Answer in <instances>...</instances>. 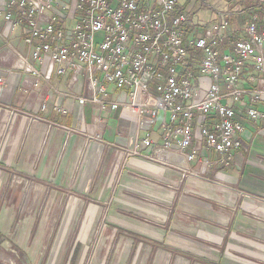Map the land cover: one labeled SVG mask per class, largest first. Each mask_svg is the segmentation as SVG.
Returning a JSON list of instances; mask_svg holds the SVG:
<instances>
[{"label": "built area", "instance_id": "1", "mask_svg": "<svg viewBox=\"0 0 264 264\" xmlns=\"http://www.w3.org/2000/svg\"><path fill=\"white\" fill-rule=\"evenodd\" d=\"M180 1L7 0L0 19L25 30V48L0 30L15 57L1 70L29 75L24 93L47 88L54 101L43 98L42 112L66 114L64 101L74 100L94 108L99 123L106 112L128 114L136 129L126 157L150 148V160L203 176L247 150L250 127L264 136V0L223 8L191 0L214 12L203 24L190 5L179 10ZM6 80L0 76V86ZM156 120L161 142L152 138Z\"/></svg>", "mask_w": 264, "mask_h": 264}, {"label": "rangeland", "instance_id": "2", "mask_svg": "<svg viewBox=\"0 0 264 264\" xmlns=\"http://www.w3.org/2000/svg\"><path fill=\"white\" fill-rule=\"evenodd\" d=\"M193 14L196 21L214 16L204 6ZM255 135L263 141L240 150L237 174L231 172L230 164L213 165L203 176L181 173L179 179L163 182L135 172L123 178L119 170L105 199L94 204L71 186L50 191L40 189L33 178L1 175L0 264H47L53 235L48 232L56 231L66 213L71 215L69 230L87 225L85 215L92 206L98 218L83 264H91L99 250L109 264L112 259L116 264L122 261L126 239L116 231H104L123 221L152 225L158 237L166 234L168 243L153 248L163 251L167 264H264V136ZM219 172L229 179H220ZM167 222L168 231L163 230ZM60 255L62 259L65 254Z\"/></svg>", "mask_w": 264, "mask_h": 264}, {"label": "crops", "instance_id": "3", "mask_svg": "<svg viewBox=\"0 0 264 264\" xmlns=\"http://www.w3.org/2000/svg\"><path fill=\"white\" fill-rule=\"evenodd\" d=\"M5 1L7 0H0V4ZM189 1L191 0H182L179 10L190 5L193 14L196 9L201 8L199 3ZM228 1L210 0V3L223 8ZM214 18L215 15L208 21L197 20V22L210 23ZM0 30L7 36L10 43L24 50L22 39L26 35L25 30L11 31L2 19H0ZM14 59L11 49L0 39V76H5L7 79L6 84L0 86V176L23 175L36 180L40 189L50 191H61L71 186L77 192L85 193L83 197L89 204H94L105 199L107 187L112 184L119 170L123 178L135 172L145 174L148 180L153 178L163 182L174 181L182 173L179 169L160 165L147 158L150 148H143L140 154L126 157V153L135 143L136 127L134 120L124 112L118 110L106 112L103 114V123H99L94 119L97 112L94 108L89 104L81 106L74 100L64 101L68 111L66 114L56 113L51 108L44 112L40 111L41 100L47 98L52 103L54 96L50 95L44 85L38 89L29 88L28 93H24L23 87L30 85V76L18 71L7 75L1 70L3 67H9ZM76 90L82 92L79 86ZM157 124L156 120L151 126L152 138L161 142ZM62 126L72 129L74 133L67 136ZM99 130H102L100 134ZM95 134L99 136L88 140L89 135ZM141 135L143 136V133ZM243 137L248 141V148L252 143L260 144L263 141L257 138L258 135L254 136L252 127ZM208 152L212 154L208 157L217 161L219 156ZM241 154L240 150L233 152L229 163L232 173L236 171L237 174L236 167L238 161L242 160ZM214 165L222 168L224 164L215 163ZM242 169V167L239 169V174ZM219 174L222 180L223 177L228 176L220 172ZM226 179L229 178L226 177ZM95 209L92 206L91 211L85 215V220H89V223L77 229H68L67 221L71 220L70 213L62 215L56 231L48 232H51L50 236L52 233L53 235L49 241L52 249L47 264H83L85 253L88 251L96 229L94 225L98 216H95ZM168 225L169 222L165 223L163 230L168 231ZM151 227L152 225L143 223L136 226L135 224L125 225L123 221L121 225L104 231L105 234L116 231L122 239H126L122 243L124 246L122 261L118 264H126L129 259L134 262L130 264H167L169 262V258L163 255L162 250L153 248L163 247L166 242L168 243L166 234L165 236L159 234L160 237H158ZM160 230H162L161 227ZM122 232L126 235L121 234ZM130 233L137 239H132ZM147 236L151 239H146ZM47 238L48 236L44 237V239ZM147 242L152 243L153 246L147 245ZM63 253L65 255L61 259L60 254ZM104 257L99 250L98 255L90 260L91 264H106ZM112 261V264H116L114 259Z\"/></svg>", "mask_w": 264, "mask_h": 264}]
</instances>
